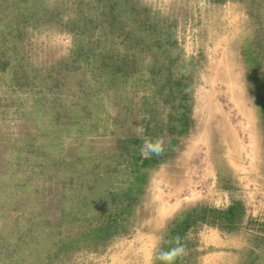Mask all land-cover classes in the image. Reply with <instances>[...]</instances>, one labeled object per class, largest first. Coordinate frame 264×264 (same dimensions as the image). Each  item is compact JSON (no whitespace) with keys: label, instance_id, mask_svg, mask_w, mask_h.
<instances>
[{"label":"rangeland","instance_id":"374dc122","mask_svg":"<svg viewBox=\"0 0 264 264\" xmlns=\"http://www.w3.org/2000/svg\"><path fill=\"white\" fill-rule=\"evenodd\" d=\"M264 264V0H0V264Z\"/></svg>","mask_w":264,"mask_h":264},{"label":"trees","instance_id":"16d2710c","mask_svg":"<svg viewBox=\"0 0 264 264\" xmlns=\"http://www.w3.org/2000/svg\"><path fill=\"white\" fill-rule=\"evenodd\" d=\"M190 216H186V218L184 220H174V225L171 228V236L169 235L168 237V243L166 241L161 243V248L160 251L158 252V259H159V264H162V261L164 259V256L166 257V254H168L169 256V252L170 249L168 248V244L169 246H172V242H171V238H173V236L175 237V235H178V238L180 237V235L182 234V232L185 231V229L187 228V224L186 222L189 221ZM176 238V237H175Z\"/></svg>","mask_w":264,"mask_h":264}]
</instances>
